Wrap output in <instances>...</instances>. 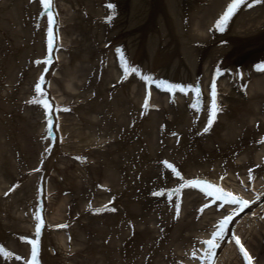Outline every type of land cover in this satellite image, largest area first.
I'll use <instances>...</instances> for the list:
<instances>
[{
    "label": "bare ground",
    "instance_id": "1",
    "mask_svg": "<svg viewBox=\"0 0 264 264\" xmlns=\"http://www.w3.org/2000/svg\"><path fill=\"white\" fill-rule=\"evenodd\" d=\"M231 2L52 0L49 24L40 0H0V264H30L29 236L38 264H209L235 207L183 186L197 176L255 201L236 233L264 264V2L219 31ZM229 241L214 263L246 264Z\"/></svg>",
    "mask_w": 264,
    "mask_h": 264
},
{
    "label": "snow or ice",
    "instance_id": "2",
    "mask_svg": "<svg viewBox=\"0 0 264 264\" xmlns=\"http://www.w3.org/2000/svg\"><path fill=\"white\" fill-rule=\"evenodd\" d=\"M40 2L43 4L45 10L47 11L51 6H52V0H40ZM260 2H264V0H232V2L227 6L226 10L223 12V14L220 16V18L216 21L215 23V27L217 30L219 31H224L225 27L227 26L228 22L231 20V18L234 16V14L240 9V7L242 5H246L247 7H252L255 3H260ZM109 7H112L111 5H108ZM108 20H111V17H108ZM48 21L49 24H52L54 22L53 17L51 15V13H49L48 15ZM49 36L51 37V29H49ZM52 50V43L51 40L49 41V51ZM119 51V50H118ZM51 61V57H49L48 60L45 61V63H50ZM257 70L258 71H262L264 72V64H260L257 65ZM125 71L128 72L129 69L127 67H125ZM131 72L135 73L137 71V69L135 68H131L130 69ZM43 76L40 77V80L43 81ZM144 80H149L150 78L147 76L143 77ZM157 86L159 87L160 84L157 83ZM35 89L37 91V93H41L42 89H41V83H37L35 85ZM211 105H210V116L209 119L207 120V125L204 128V132H208L214 119L216 116V113L218 111H220L221 109H219L216 105V91H215V83L213 82L211 85ZM168 91H175V90H179L181 92H185L186 89L183 86H177V85H169L167 87ZM188 91H192L194 93H196L197 96V101H199L200 99V90H199V86H189ZM34 102L36 103H41V100L39 97L35 98ZM45 108H48L49 105L45 102L43 105ZM147 106V105H145ZM193 107H197L196 104H193ZM64 111H67V109H61ZM260 142L264 143V140H261ZM169 168H173V166L171 164L167 165ZM174 170V169H173ZM176 175H180L178 172L176 173ZM183 186H188V187H199L200 190L202 192H204L208 197H212L213 198V203L219 201V207L223 208L225 205H237L238 208L236 210H234L231 214L224 216L223 219H221L218 223L217 230L214 231L211 234V237L205 241H203V243H205L207 245V252H208V256L209 259L211 261V259L215 256V249L220 247V243L225 241V238L228 234L229 231V225L231 224V222L233 221V219L238 216L240 214V212H243L245 208L249 207L250 203H255V201H247V200H243L242 198L234 195L231 192L225 191L222 188L213 185L207 181H203V180H189L186 181L185 184ZM165 193L163 192H157L154 193V195H164ZM171 195V193H169V196ZM178 207V206H177ZM205 207H208V205H205ZM99 211V210H97ZM201 211H203V209H201ZM178 215V212H177ZM37 219V224H36V231L35 234L37 237H39L40 233H41V229L43 227L44 224V220L43 217L40 216L39 214H37L36 216ZM58 227H66V225H58ZM231 240H234L235 243L239 246L240 251L242 252L245 260L248 262V264H251V257L249 256V254L247 253L246 249H244L239 237H236L234 235V232L232 234ZM231 240L229 242H231ZM28 243L31 244V261L30 264H38V239H34V240H30L27 241ZM0 254L4 255V256H10L12 255L10 252L5 251L3 248H0Z\"/></svg>",
    "mask_w": 264,
    "mask_h": 264
}]
</instances>
